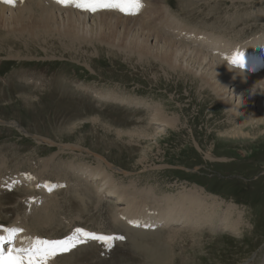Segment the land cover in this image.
<instances>
[{"label":"rangeland","instance_id":"374dc122","mask_svg":"<svg viewBox=\"0 0 264 264\" xmlns=\"http://www.w3.org/2000/svg\"><path fill=\"white\" fill-rule=\"evenodd\" d=\"M5 1L0 4L13 5V10L19 7L18 1L26 5L25 0ZM32 1V10L22 14L27 18L23 24L6 29L0 19V233L4 228L22 229L16 238L21 237L25 248L37 238L75 239L81 235L77 228L123 236L110 248L94 240L77 243L49 264H144L148 243L159 237L167 245L170 235L163 225L142 230L132 220L149 219L155 198L196 188L208 200L223 201L221 208L234 203L244 213V227L237 235L207 229L197 236L183 233L171 251V264H260L264 257V113L255 117L253 113L260 111L253 112L251 107H264L260 103L264 79L258 80L260 97L249 99L243 114L234 113L220 100V91L208 85L210 76L202 78L177 64L180 55L173 53L170 43L165 54L152 49V41L131 35L123 22L105 18L85 27L82 21L57 16L43 30L42 25H33L38 19L48 23L40 18L37 3L49 9L84 11L57 0ZM107 2L135 10L136 0ZM154 2L139 0L142 7L136 14L117 8L97 11L135 19L140 15L139 20L155 13L147 18L154 32L169 39L173 36L183 46L204 45L201 49L213 56L225 48L229 52L219 59L232 67L225 57L244 52L246 57L255 56L254 72L264 69V57L251 54L257 47L264 53V0ZM171 15L173 21L167 19ZM213 49L217 50L212 53ZM159 117L173 124H160ZM107 190L111 196H105ZM115 198L122 202L114 203ZM124 203L128 208L123 211L118 205ZM43 212L52 220L41 222ZM135 240L147 246L138 251Z\"/></svg>","mask_w":264,"mask_h":264},{"label":"bare ground","instance_id":"6f19581e","mask_svg":"<svg viewBox=\"0 0 264 264\" xmlns=\"http://www.w3.org/2000/svg\"><path fill=\"white\" fill-rule=\"evenodd\" d=\"M3 0H1L2 2ZM15 1V0H14ZM40 1V0H39ZM45 1V0H44ZM48 1V0H47ZM54 1V0H52ZM155 4H158V3H161L163 0H154ZM0 2V3H1ZM6 2V1H5ZM20 2V1H18ZM18 2H16L18 5H15L17 6L18 8L15 9L16 7H14L15 10H13V5H10V6H5V5H1L0 4V19L3 23V27L5 26L6 29L8 28H12L11 26H16V25H19V24H23V22L25 20H27V18H24V16H22V14L24 13V10L27 11V9L30 11L32 9H29L31 4L33 3L32 0H25V6L22 4H19ZM51 2V1H49ZM112 2V1H111ZM187 2V1H186ZM190 2V1H189ZM200 2V0H199ZM208 2V1H207ZM42 3V2H41ZM40 3V4H41ZM47 3V2H46ZM44 3V5L46 4ZM3 4V3H2ZM14 4V3H13ZM39 3H37V6L39 9L38 11H40V18H42L43 20L47 21V25H43L42 24V20L38 19V20H35L33 21V25H42L41 26V29L45 30L46 27H48L55 19V17L58 16L59 17H64V18H68V21H72L74 23L76 22H79V21H82L84 26L85 27H88V24H93L94 22H97V19L98 18H105L107 19V21L111 22V21H117V22H123V24H125L129 30V32H131L130 34L135 36L137 39H143V38H146V40H150L152 41L151 44H153V46L155 45V47H151L152 49L154 48H157V50L163 52V53H167L168 51H170V49L168 48L167 46V43H170L171 47L174 48V52L173 53H178L180 55V59L179 61H177L179 64L180 67L182 66H188L190 67L191 69H193L197 74H201L202 75V78H205V76H209L211 77V80H210V83L211 84H208V82H205V84L207 83L208 85H212V88L213 89H216V90H219L218 92L220 93V100L225 103V104H228L229 105V110L234 112V113H237V112H240V113H244L245 112V109L247 107H249L250 105L248 104V100L249 99H254L256 100L257 97H260L259 93L261 91V88L259 86V81L258 80H262L264 79V69H258L256 72H254V70L256 69V63H253L254 62V57L253 58H249L248 56H244L246 58V69H249V70H252L253 72H249L245 69H241V68H237L235 66H229L227 65L224 61H220V55L222 53H224V51H227L225 50V48L221 49V51L217 52L216 54H214L215 56H213L211 53V55H209L207 52H204L203 49V46L204 45H201L199 48H196L195 45L193 48H191L190 46H183L180 45L179 43H176L175 42V39L174 41L172 40L174 37L172 36V39H169L167 37H165V34L164 36L159 34L158 32H154L153 30H151L149 28V26H147V18H151V16L155 15V13L153 14V10L152 12H149L152 13L153 15H151L150 17H147V18H143V16L140 17V19L142 20H139V16L138 18L135 19L132 18L131 15H128L129 17L125 16H121V15H115L114 12H105V11H101V12H91V11H86V10H83L84 12H78L76 11L75 9L73 10V8L71 7V9H65V8H52V9H49V8H46L45 6L43 5H40ZM30 5V6H29ZM62 5V4H61ZM153 5V4H152ZM210 5V4H209ZM212 5V4H211ZM214 5V4H213ZM33 6V5H32ZM31 6V7H32ZM50 6V4H49ZM154 6V5H153ZM161 6V5H160ZM165 6V5H164ZM185 6V5H184ZM193 6V5H192ZM52 7V5H51ZM159 7V5H158ZM167 7V6H166ZM208 7V6H207ZM68 8V7H67ZM76 8V7H75ZM191 8V7H190ZM118 9V8H117ZM155 9V8H154ZM157 9V8H156ZM155 9V10H156ZM160 9V8H159ZM205 9V8H204ZM35 10V9H34ZM33 10V11H34ZM80 10V9H78ZM99 10V9H98ZM104 10V9H103ZM108 10V9H107ZM110 10V9H109ZM134 10V9H133ZM154 10V12H155ZM168 10V9H167ZM202 10V9H201ZM32 11V12H33ZM36 11V10H35ZM81 11V10H80ZM147 11V12H148ZM209 11V10H208ZM28 12V11H27ZM136 12V11H135ZM138 12V11H137ZM157 12V11H156ZM26 13V12H25ZM24 13V14H25ZM29 13V12H28ZM34 13V12H33ZM32 13V14H33ZM37 13V12H36ZM189 13V12H188ZM136 14V13H135ZM158 14V12L156 13ZM160 14V13H159ZM163 14V13H161ZM160 14V15H161ZM167 14V13H166ZM187 14V13H186ZM191 14V13H190ZM207 14V12H206ZM216 14V13H215ZM34 15V14H33ZM142 15V14H141ZM208 15V14H207ZM221 15V14H220ZM27 16V14H26ZM25 16V17H26ZM29 16V15H28ZM27 16V17H28ZM35 16V15H34ZM164 16V15H163ZM193 16V15H191ZM217 16V15H216ZM23 17V18H22ZM158 17V16H156ZM155 17V18H156ZM169 17V14L168 16ZM171 18H167L168 20L169 19H172V21L175 19H173L172 15L170 16ZM220 17V16H219ZM234 17V16H233ZM242 17V16H241ZM37 18V17H36ZM153 18V17H152ZM151 18V19H152ZM216 18V17H215ZM214 18V19H215ZM223 18V17H222ZM221 18V19H222ZM158 21L159 19L156 18ZM166 19V20H167ZM177 19V18H176ZM151 21V20H150ZM161 21V20H160ZM170 21V20H169ZM177 20H175L176 22ZM220 21V20H219ZM29 22V21H28ZM27 22V23H28ZM152 22V21H151ZM157 22V21H156ZM179 22V21H178ZM44 23V22H43ZM227 23V22H226ZM13 24V25H12ZM158 24V23H157ZM167 24V23H166ZM172 24V23H171ZM187 24V23H186ZM26 25V24H24ZM148 25H151V23H149ZM181 25V24H180ZM232 25V24H231ZM156 26V25H155ZM171 25H169L168 27H170ZM178 26V24H177ZM176 26V28H177ZM189 26V25H188ZM195 26V25H194ZM152 27V26H151ZM161 27V25L159 26ZM233 27V26H232ZM165 28V26H164ZM203 28V27H202ZM156 29V28H155ZM159 29V28H158ZM163 29V28H162ZM167 29V28H166ZM182 29V28H181ZM198 29V28H197ZM204 29V28H203ZM202 29V30H203ZM11 30V29H10ZM165 30V29H163ZM199 30V29H198ZM169 31V30H168ZM179 31V30H178ZM171 32V30H170ZM198 32V31H197ZM264 32V31H263ZM162 33V32H161ZM165 33V32H164ZM171 34V33H170ZM187 34V33H186ZM205 34V33H204ZM211 34V33H210ZM196 35V34H195ZM207 35V34H205ZM222 35V34H221ZM228 35V34H226ZM168 36V35H166ZM203 36V35H202ZM214 36V34H213ZM212 36V37H213ZM219 36V35H218ZM239 36V35H238ZM183 37V36H182ZM192 37V36H191ZM201 37V36H200ZM220 37V36H219ZM223 37V36H222ZM193 38V37H192ZM199 38V36L197 37ZM203 38V37H202ZM211 38V36H210ZM209 38V39H210ZM217 38V37H216ZM178 39V38H177ZM208 39V38H207ZM206 39V40H207ZM179 40V39H178ZM202 40V39H200ZM214 40H217L215 39L214 37ZM196 39H193V44H195L196 42ZM203 41V40H202ZM226 41V40H225ZM223 41V42H225ZM245 41V39H244ZM199 42V40H198ZM205 42V41H203ZM215 42V41H214ZM219 42V41H217ZM215 42V43H217ZM242 42V41H241ZM208 43V42H207ZM212 43V42H211ZM185 44H187L185 42ZM190 44V42L188 43ZM200 44V42H199ZM219 44V43H217ZM238 44V43H237ZM207 45V44H206ZM209 45V44H208ZM221 45V44H220ZM260 46V45H259ZM230 47V46H229ZM214 48V47H213ZM219 48V47H218ZM217 48V49H218ZM217 49H213L212 50V53H214L215 50ZM207 50V49H206ZM245 50V49H244ZM254 52H252L251 54H259L258 57H264V53L260 51V49L257 47L253 49ZM149 52H151L150 49H148ZM229 52V51H227ZM226 53V52H225ZM244 53V52H243ZM246 53V52H245ZM178 55V56H179ZM225 55V54H224ZM229 55V53L227 54ZM247 55V54H246ZM176 56V54H175ZM217 56H219L217 58ZM173 58V57H172ZM220 58V59H219ZM176 59V58H174ZM256 59V58H255ZM175 62V61H174ZM224 62V63H223ZM190 64H192L193 66H190ZM175 67H178V66H175ZM183 68V67H182ZM192 70V71H193ZM204 75V77H203ZM247 77V78H250L251 82L249 81H246L244 80V78ZM207 78V77H206ZM207 78V79H208ZM205 80V79H203ZM206 81V80H205ZM212 89V90H213ZM215 92V91H214ZM98 93V92H97ZM106 93V92H105ZM108 93V92H107ZM216 94V93H215ZM19 95V94H18ZM102 95V94H101ZM106 95V94H105ZM22 96V95H21ZM26 96V95H25ZM109 96V95H107ZM105 96V98L107 97ZM218 96V94H217ZM111 97V95L109 96ZM112 98V97H111ZM218 98V97H217ZM23 99V98H22ZM116 99V98H115ZM219 99V98H218ZM113 100H114V97H113ZM124 101V100H123ZM129 102V100H128ZM130 103V102H129ZM260 103L261 105L264 106V98L260 99ZM133 104V103H132ZM252 111L255 112L257 110V112L259 113H253V115L256 117V116H261V111L264 113V107L262 109V107H251ZM162 116V115H161ZM160 119H158V121L160 122V124H163V125H166V126H171L173 124V120H170V119H164V118H161L159 117ZM242 118H244V122L247 121V118L246 116H242ZM155 119H157V116L155 117ZM100 120V119H99ZM154 120V119H153ZM101 122V121H100ZM155 123V122H154ZM158 123V122H157ZM159 124V123H158ZM101 125V124H100ZM152 125V124H151ZM154 125V124H153ZM136 131V130H135ZM130 132V131H129ZM132 132V131H131ZM133 133V132H132ZM140 134V133H139ZM139 136V135H138ZM63 150V149H62ZM78 153V152H77ZM49 157V156H48ZM57 157V156H56ZM60 159V158H59ZM48 161V160H47ZM99 163V161H98ZM81 164V163H80ZM83 165V164H82ZM84 166V165H83ZM82 167V166H81ZM66 169V168H65ZM81 169L79 168V171ZM105 170V169H104ZM100 171V169H99ZM103 171V170H102ZM91 172V171H90ZM93 172V171H92ZM104 172V171H103ZM102 173V172H101ZM83 174V172H82ZM104 174V173H103ZM101 175V174H99ZM92 176V175H91ZM94 176V175H93ZM92 176V178H93ZM98 177V176H97ZM107 177V176H106ZM91 178V179H92ZM99 178V177H98ZM96 178V179H98ZM102 178V177H101ZM84 181V180H83ZM98 181V180H97ZM100 181H102V184L104 183L103 180L100 179ZM109 181V179H108ZM91 182V180H90ZM95 182V180H94ZM106 182V181H105ZM99 184V183H98ZM107 185V184H106ZM114 185V184H113ZM116 186V185H114ZM147 187V186H146ZM71 188V187H70ZM74 188V187H73ZM106 188V187H105ZM27 189V188H26ZM25 189V190H26ZM103 189V188H101ZM196 188H192L191 189H187V190H181L179 191L177 194H173V195H165L164 194V197L162 198H155L154 200H152V202H154L153 206H156V207H153V210L154 212L151 213L150 215V218L148 219H145V220H142V222H138L136 220H132V222L134 224H138V227L137 228H140L143 230V228L146 226V227H153V226H160L162 227V225L165 227V228H168V231L166 232H169V238H170V241L169 240H166V241H169V243L167 245L165 244H161L160 242V239L158 238H154L152 243L153 244H149V247H148V250L145 252L147 260L148 262L144 263V264H171L172 263V260H173V254H171V251L175 248V246H177L176 243L177 242V237L183 235V233H185L187 236H197V235H201L200 231L204 230V229H207L209 231H212V232H216V231H230V232H233L234 234H241V229L244 227V220H245V216H244V213H240L239 210H237L235 208V204L234 203H231V204H227L225 208H221V204H223V201L222 202H218L216 201L214 198L212 200H208V199H211L208 195L205 196V195H202L200 192H198V190H194ZM30 190V188H29ZM97 190V188H96ZM105 190V189H104ZM146 190V188H145ZM150 190V189H149ZM86 191V190H85ZM101 191V190H100ZM132 191V190H131ZM98 192V191H97ZM102 192V191H101ZM111 190H107L105 191V196L107 195L108 196H111ZM126 193V192H125ZM125 193H124V196H125ZM114 194V193H113ZM144 194V193H143ZM147 194V193H146ZM149 194V193H148ZM147 194V195H148ZM153 194V193H152ZM151 194V195H152ZM127 195V194H126ZM155 195V194H154ZM157 195V194H156ZM155 195V196H156ZM162 196V194H160ZM129 196V195H128ZM135 196V195H134ZM139 196V194H138ZM159 196V195H157ZM160 196V197H161ZM54 197V195H53ZM66 197V196H65ZM114 197V196H113ZM117 197V195H116ZM126 197V196H125ZM50 198V197H49ZM71 198V197H70ZM70 198H68V200L72 201ZM106 198V197H105ZM124 198V197H123ZM42 199V198H41ZM45 199V198H44ZM54 199V198H51V200ZM97 199V198H96ZM122 199V198H121ZM120 198H115L114 199V203H121ZM131 199V197H130ZM129 199V200H130ZM143 199V198H142ZM67 200V198H66ZM77 200V199H76ZM133 200V199H132ZM149 200V198H148ZM151 200V199H150ZM53 201V200H52ZM55 201V200H54ZM53 201V202H54ZM69 201V203H71ZM96 201V200H95ZM209 201V202H208ZM47 202V201H46ZM50 202V200H49ZM48 202V203H49ZM52 202V203H53ZM74 202V200H73ZM97 202V201H96ZM104 202V201H103ZM68 203V204H69ZM86 203V202H85ZM84 203V206L86 205ZM37 204V203H36ZM36 204H34L36 206ZM44 204L43 202L40 203V205ZM55 204H56V201H55ZM55 204H53V206H56ZM72 204V203H71ZM130 204V203H129ZM152 204V203H151ZM51 205V204H50ZM70 205V204H69ZM143 205V203H142ZM147 205V204H146ZM34 206L33 209H35L36 207ZM45 206V205H44ZM44 206H42L44 208ZM47 206V204H46ZM52 206V205H51ZM50 206V207H51ZM52 206V207H53ZM58 206V205H57ZM78 206V205H76ZM101 206V205H100ZM130 206V205H129ZM141 206V205H140ZM151 206V205H150ZM225 206V205H224ZM70 207V206H69ZM88 206L86 205V208ZM118 207L120 208V210H126L128 208V203H124L122 205H118ZM132 207V206H130ZM42 208V209H43ZM55 208V207H54ZM57 208V207H56ZM85 208V207H84ZM143 208V207H141ZM140 208V209H141ZM151 208V210H152ZM38 209V208H37ZM45 209V208H44ZM53 209V208H52ZM51 209V210H52ZM89 209V207L87 208ZM106 209V208H105ZM133 209V208H132ZM138 209V208H137ZM139 209V210H140ZM40 210V208H39ZM50 210V211H51ZM55 210V209H53ZM52 210V211H53ZM107 210V209H106ZM131 210V209H130ZM150 210V208H149ZM237 210V211H236ZM42 211V210H41ZM82 211V210H81ZM110 211V210H109ZM239 211V212H238ZM34 212V211H33ZM40 212V211H39ZM129 212V210H127V213ZM49 213V212H48ZM54 213V211H53ZM126 213V212H125ZM136 213V212H135ZM140 213V212H139ZM142 213V212H141ZM140 213V214H141ZM145 213V212H143ZM44 214V215H43ZM51 214V213H50ZM49 214V215H50ZM146 214V213H145ZM35 215V214H33ZM40 215V214H39ZM139 215V214H138ZM38 216V215H36ZM42 216V218H41ZM52 216V215H51ZM72 216V215H71ZM145 216V215H144ZM40 217V218H39ZM39 217H35L38 221L40 219L41 222H46L47 220H52V219H49L48 215L45 216V213L43 212L42 215H40ZM56 217V216H55ZM70 217V215H69ZM112 217V216H111ZM39 218V219H38ZM54 219V217H52ZM134 218V217H133ZM144 218V217H143ZM16 219V218H15ZM56 219V218H55ZM132 219V218H131ZM130 219V221H131ZM119 220V219H118ZM37 221V222H38ZM113 221V220H112ZM111 221V222H112ZM48 222V221H47ZM53 222V221H52ZM37 224H40L37 223ZM53 224V223H52ZM51 224V225H52ZM115 224V223H114ZM34 225V224H33ZM36 225V224H35ZM41 225H46V224H41ZM50 225V224H49ZM55 225V223L53 224ZM12 226V225H11ZM39 226V225H38ZM48 226V225H47ZM46 226V228H47ZM59 226V225H58ZM37 227V225H36ZM42 227V226H41ZM45 227V226H44ZM113 227V226H112ZM11 228H14V227H11ZM38 228V227H37ZM45 228V229H46ZM56 228V227H54ZM136 228V229H137ZM156 228V227H155ZM2 228L0 227V230ZM51 229V228H50ZM53 229V227H52ZM158 229V228H157ZM156 229V230H157ZM162 229V228H161ZM41 230V229H40ZM44 230V229H43ZM126 230V229H125ZM138 230V229H137ZM148 230V229H147ZM153 230V228H152ZM155 230V229H154ZM153 230V231H154ZM155 230V231H156ZM159 230V229H158ZM157 230V231H158ZM38 231V229H37ZM46 231V230H45ZM44 231V232H45ZM48 231V230H47ZM51 231V230H50ZM49 231V232H50ZM53 231V230H52ZM124 231V230H122ZM145 231V230H144ZM150 231V230H149ZM154 231V232H155ZM165 231V230H164ZM127 232V230H126ZM134 232V231H133ZM151 232V231H150ZM149 232V234H150ZM160 232V231H158ZM157 232V233H158ZM20 232H18L19 234ZM153 233V232H152ZM33 234V233H32ZM44 234V233H43ZM42 234V235H43ZM48 234V233H47ZM55 234V233H54ZM145 234V233H144ZM155 234V233H154ZM0 235H4L6 236L7 233L3 232V234L0 233ZM20 235V234H19ZM39 235V234H38ZM137 235V233H136ZM142 235V234H141ZM140 235V237H141ZM160 235V233H159ZM32 236V235H31ZM145 236V235H144ZM152 237V235H150ZM149 236V237H150ZM155 236V235H154ZM18 237V236H17ZM23 237V236H22ZM139 237V236H138ZM150 237V238H151ZM21 238V237H20ZM20 238H16L15 236V239H14V247L16 248H25L24 246H22L20 244ZM149 238V240H150ZM165 238V237H163ZM162 240H165L163 239ZM143 239V238H142ZM141 239V240H142ZM168 239V238H167ZM180 239V238H179ZM27 240V239H26ZM144 240V239H143ZM146 240V239H145ZM148 240V239H147ZM134 241V240H133ZM132 241V242H133ZM181 241V240H180ZM145 242H148V241H145ZM157 242V243H156ZM142 243V242H141ZM138 240L136 241L135 240V247L139 250L142 249V247H146L147 245H144L141 244ZM167 243V242H166ZM185 243V242H184ZM91 244V243H90ZM146 244V243H145ZM25 245V244H24ZM28 245V244H27ZM152 245V246H151ZM82 248V247H80ZM80 248H78L80 250ZM143 248V249H144ZM145 250V249H144ZM169 250V251H168ZM74 252V251H72ZM144 252V251H143ZM76 253V251H75ZM83 253V252H82ZM76 255V254H75ZM79 255V254H78ZM83 255V254H82ZM73 256V255H72ZM264 256V255H263ZM65 257V256H64ZM176 257V255H175ZM67 258V257H66ZM81 259V258H80ZM54 261V260H53ZM57 261V260H56ZM51 262V261H50ZM55 262V261H54ZM53 262V263H54ZM64 262V261H63ZM62 262V263H63ZM69 262V261H67ZM73 262V261H72ZM60 263V262H59ZM74 264H76L75 262H73ZM57 264V263H56ZM61 264V263H60ZM64 264V263H63ZM139 264V263H138ZM248 264H252L250 262H248ZM260 264H264V257L261 261Z\"/></svg>","mask_w":264,"mask_h":264},{"label":"snow or ice","instance_id":"6c2138e0","mask_svg":"<svg viewBox=\"0 0 264 264\" xmlns=\"http://www.w3.org/2000/svg\"><path fill=\"white\" fill-rule=\"evenodd\" d=\"M8 3H13L14 0H6ZM58 3L67 6L72 3L77 8L86 11L96 12L98 9L118 8L120 11L128 12V14H135L142 5L139 0H136L135 10H128L121 6L120 3H110L107 0H57ZM237 68H246V58L243 53H235L233 57H225ZM61 187H63L61 185ZM51 190V189H49ZM6 236L0 235V264H49V261L54 260L59 255L70 252L77 246V243H86L88 240H94L106 248H110L116 239L123 240V236H108L96 233H90L82 228H77L76 233L81 234L79 237L72 239H40L33 241L28 248L14 247V239L16 233L23 231L18 228H4Z\"/></svg>","mask_w":264,"mask_h":264}]
</instances>
